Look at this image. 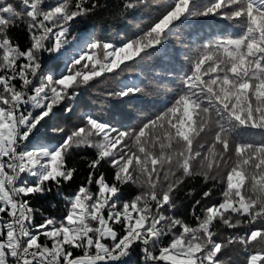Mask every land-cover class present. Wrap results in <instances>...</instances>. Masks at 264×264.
<instances>
[{"label":"snow or ice","instance_id":"6c2138e0","mask_svg":"<svg viewBox=\"0 0 264 264\" xmlns=\"http://www.w3.org/2000/svg\"><path fill=\"white\" fill-rule=\"evenodd\" d=\"M107 8L0 0V264H264V0H120L117 18L151 22L73 35ZM204 18L233 30L194 40ZM94 91L127 106L121 120L81 103ZM80 152L86 179L65 194ZM196 179L207 190L178 215ZM53 192L62 211L44 215L34 201Z\"/></svg>","mask_w":264,"mask_h":264},{"label":"trees","instance_id":"16d2710c","mask_svg":"<svg viewBox=\"0 0 264 264\" xmlns=\"http://www.w3.org/2000/svg\"><path fill=\"white\" fill-rule=\"evenodd\" d=\"M104 3L108 5L107 10H100L98 14L92 15L90 17L85 18L83 21H81L79 24L75 25V31L73 32V35L77 37V39H81L83 36L86 35H92L95 34L99 37H105V38H112L117 33H120L121 35L124 34L126 31H135L136 26L144 27L145 25L149 24L151 22L152 16L154 15L150 10L148 11V17L145 20H140V14L135 18L132 19L131 17H128L127 19L117 18V13L119 11V3L120 0H103ZM200 22H207L210 25L214 27L223 26V29L231 28V26L224 22L213 18H204L201 20L194 21L189 24V26L200 23ZM191 31L194 28H190ZM233 30V29H232ZM231 30V31H232ZM227 32V30H226ZM16 38L19 40L21 45H25L27 43V37L26 34L21 28L15 33ZM187 38H185L186 40ZM195 40H201L205 41L206 39H202L198 36ZM170 48H177L179 49L180 43L177 42L175 45H170ZM46 64L48 66L55 65V61H47ZM163 68L167 70L168 65H165L160 62L158 59L156 62L150 63L146 65L143 69V75L147 77V80H145V84L147 87H149V90H151L152 87V69L153 68ZM179 65H177V68ZM62 70V68H61ZM139 74L141 72L140 69L136 70ZM126 82H135V83H141V80L136 79L135 76L132 75H125L122 77ZM109 83L114 86L115 82H106L104 84L99 85V89H104L109 87ZM151 99H156L158 101H162L164 98L162 96L152 97ZM82 104H86L89 106V108L93 111L101 112L105 118H112L116 121L121 120V112L123 110H127V106L121 104L119 101L113 99V100H106L102 97L98 96L96 92H92L85 96L83 100L81 101ZM147 109L149 110L145 114H150L151 111L157 110V105L148 104ZM79 115V113H77ZM246 138L249 139H259L258 135L254 134H244ZM90 152H80L75 153L73 155V163L76 164V166L79 169V172L75 178V181L73 182L71 187H65L63 189V192L65 194L70 193L77 184L82 183L85 181L87 176V163L86 160L90 157ZM103 171L106 172L107 175L111 176V170L105 166ZM207 190V186L203 184V181L200 179L193 180L191 182L187 183V186L182 188V190L178 194V203L180 204V207L178 209V215L181 216H189L191 211V205L194 203L196 199H200L203 191ZM193 191V196L191 198L186 197L185 193ZM218 195V193L214 192V196ZM35 207L39 208L44 215H59V213L62 211L63 208V201L55 194V192L41 196L37 198L34 201ZM42 217L37 216V220L39 221ZM130 264H137V258L134 255L131 260Z\"/></svg>","mask_w":264,"mask_h":264},{"label":"rangeland","instance_id":"374dc122","mask_svg":"<svg viewBox=\"0 0 264 264\" xmlns=\"http://www.w3.org/2000/svg\"><path fill=\"white\" fill-rule=\"evenodd\" d=\"M140 14V17H139V19L140 20H145L147 17H148V14H149V12L148 11H143V12H141V13H139ZM190 27H194V28H196V29H193L192 31H191V29H190ZM197 28H198V26L197 25H191V26H189V30H190V32L191 33H193V39L195 40L196 38H198V36L200 37V38H205L207 35H209V34H216V33H218V30L217 29H214V28H212V27H206V28H203V29H199V30H197ZM226 28L225 29H223L222 28V33H221V35H223V34H226L225 32H226ZM229 32H230V30H229ZM95 35V34H94ZM90 35H86V36H83L82 38H84V39H87L88 37H89ZM187 37V34L185 35V38Z\"/></svg>","mask_w":264,"mask_h":264}]
</instances>
